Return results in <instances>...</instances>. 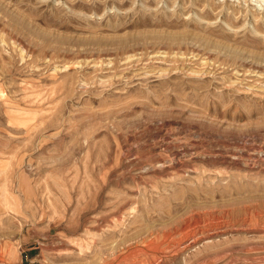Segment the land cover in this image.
<instances>
[{
  "label": "rangeland",
  "instance_id": "rangeland-1",
  "mask_svg": "<svg viewBox=\"0 0 264 264\" xmlns=\"http://www.w3.org/2000/svg\"><path fill=\"white\" fill-rule=\"evenodd\" d=\"M0 264H264V0H0Z\"/></svg>",
  "mask_w": 264,
  "mask_h": 264
}]
</instances>
